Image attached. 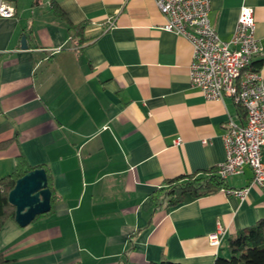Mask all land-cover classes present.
Instances as JSON below:
<instances>
[{
  "label": "crops",
  "instance_id": "obj_1",
  "mask_svg": "<svg viewBox=\"0 0 264 264\" xmlns=\"http://www.w3.org/2000/svg\"><path fill=\"white\" fill-rule=\"evenodd\" d=\"M6 2L15 14L0 18V178L22 156L46 171L56 199L24 228L3 220V259L212 264L231 236L264 220V188L249 186L248 166L213 194L163 206L165 181L218 168L227 120L246 117L230 97L207 101L191 87L192 46L162 29L154 0ZM241 6L253 10L264 48V0H210L211 26L228 41ZM244 188L243 199L228 193Z\"/></svg>",
  "mask_w": 264,
  "mask_h": 264
},
{
  "label": "built area",
  "instance_id": "obj_2",
  "mask_svg": "<svg viewBox=\"0 0 264 264\" xmlns=\"http://www.w3.org/2000/svg\"><path fill=\"white\" fill-rule=\"evenodd\" d=\"M164 17V31L181 36L192 46L189 80L207 101H221L228 96L245 112L246 121L227 120L222 142L225 160L217 174L225 180L238 175L244 166L252 173L249 186L264 188V78L250 67L253 60L264 58V48L254 36L255 20L250 7L241 6L235 29L228 41L221 40L209 20L210 0H154ZM14 8L0 0V18H12ZM110 21L105 29H109ZM261 68H264L262 65ZM175 145L180 140H174ZM243 199L247 188L229 190ZM219 227L208 236L212 246L219 243Z\"/></svg>",
  "mask_w": 264,
  "mask_h": 264
},
{
  "label": "trees",
  "instance_id": "obj_3",
  "mask_svg": "<svg viewBox=\"0 0 264 264\" xmlns=\"http://www.w3.org/2000/svg\"><path fill=\"white\" fill-rule=\"evenodd\" d=\"M53 13L60 19L66 20L62 11L52 5ZM83 26L75 29L74 36L82 41ZM264 65V58H258L252 61L250 67L253 71H259ZM240 112L245 116V112L240 108ZM8 143V142H7ZM6 142L0 144L5 146ZM41 167H31L22 156H18L15 170L0 178V224L4 219L10 218L14 221V208L7 202V195L13 188L16 180L27 172ZM43 169V168H42ZM46 172V171H45ZM47 175V174H46ZM48 181V177H47ZM165 188L161 189L164 194L163 206L172 208L184 202L185 197L200 198L213 194L224 187V180L217 174V168L209 171L178 176L165 181ZM51 208L56 199L51 187ZM162 203V202H161ZM157 205H159L157 203ZM52 210V209H51ZM50 210V211H51ZM49 211V213H50ZM40 217V216H38ZM37 217V218H38ZM229 257H216L212 264H264V220H259L255 224L239 230L234 236L228 239ZM10 260H5L0 255V264H10ZM149 264H179L170 261H160Z\"/></svg>",
  "mask_w": 264,
  "mask_h": 264
},
{
  "label": "water",
  "instance_id": "obj_4",
  "mask_svg": "<svg viewBox=\"0 0 264 264\" xmlns=\"http://www.w3.org/2000/svg\"><path fill=\"white\" fill-rule=\"evenodd\" d=\"M20 48H27L24 36L20 39ZM7 202L14 208V222L21 228L49 213L51 192L45 170L36 168L18 178L7 195Z\"/></svg>",
  "mask_w": 264,
  "mask_h": 264
},
{
  "label": "rangeland",
  "instance_id": "obj_5",
  "mask_svg": "<svg viewBox=\"0 0 264 264\" xmlns=\"http://www.w3.org/2000/svg\"><path fill=\"white\" fill-rule=\"evenodd\" d=\"M226 257L228 258L229 257V254Z\"/></svg>",
  "mask_w": 264,
  "mask_h": 264
}]
</instances>
